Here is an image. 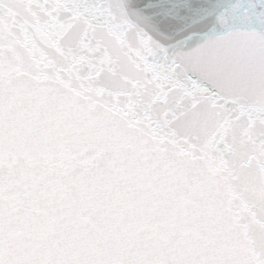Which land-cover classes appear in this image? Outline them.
<instances>
[{
  "label": "water",
  "instance_id": "95a60500",
  "mask_svg": "<svg viewBox=\"0 0 264 264\" xmlns=\"http://www.w3.org/2000/svg\"><path fill=\"white\" fill-rule=\"evenodd\" d=\"M0 264H264V0H0Z\"/></svg>",
  "mask_w": 264,
  "mask_h": 264
}]
</instances>
